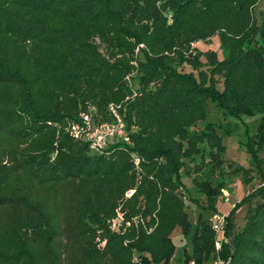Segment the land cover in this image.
Returning a JSON list of instances; mask_svg holds the SVG:
<instances>
[{"label": "trees", "instance_id": "trees-1", "mask_svg": "<svg viewBox=\"0 0 264 264\" xmlns=\"http://www.w3.org/2000/svg\"><path fill=\"white\" fill-rule=\"evenodd\" d=\"M259 1L0 0V264H170L172 230H191L186 200L210 214L199 212L183 264H264ZM214 35L221 58L195 45ZM207 98L226 115L260 114L250 166L224 157L214 123L191 129ZM110 106L129 142L91 153L67 124L111 121ZM229 174L259 185L237 229L232 205L216 249Z\"/></svg>", "mask_w": 264, "mask_h": 264}, {"label": "rangeland", "instance_id": "rangeland-1", "mask_svg": "<svg viewBox=\"0 0 264 264\" xmlns=\"http://www.w3.org/2000/svg\"><path fill=\"white\" fill-rule=\"evenodd\" d=\"M264 0H260L258 4L254 7V14L259 17L263 7ZM196 47L200 50H205L207 48L213 49L217 52L218 56L221 58L224 56L223 50L219 46V39L217 35L211 37L208 41H197ZM180 70L188 71L190 68L188 66H180ZM220 80V79H219ZM221 81V80H220ZM219 81L218 87H221V82ZM260 114L256 113L253 115H241L240 117H234L231 115H226L222 111H219L215 103L211 98L205 100V115L202 120L196 122L191 129H199L207 123H214L216 131L222 135L223 143L225 145L224 157L228 160H232L236 163H240L244 166L251 165L252 154L247 148V135L253 134L257 131V126L259 123ZM237 123V125H234ZM260 158L264 161V147L259 151ZM183 181L190 186V181L188 178L183 177ZM224 189L226 190L227 196L222 193L217 197L216 206L219 212L228 213L234 203H240L239 207L234 211L233 223L234 229L239 228L245 221V216L248 208V203L244 199V196L252 188L259 185L258 178L255 177L253 181L245 185L241 176L238 175H227L224 180ZM191 194H193V189L190 186ZM258 198L253 200V204ZM243 201V202H242ZM188 220L191 222V230L188 234H184L180 226H176L170 235V239L174 245V255L171 258L170 264H183L184 251L191 250V233L194 227L196 218L201 212L203 217L210 214V210L199 209L194 203L186 200ZM220 233H217V238L220 239Z\"/></svg>", "mask_w": 264, "mask_h": 264}, {"label": "built area", "instance_id": "built-area-1", "mask_svg": "<svg viewBox=\"0 0 264 264\" xmlns=\"http://www.w3.org/2000/svg\"><path fill=\"white\" fill-rule=\"evenodd\" d=\"M109 109L113 113L114 117L111 121H99L95 122L92 119L91 113H81L80 119L77 121H70L67 124V129L70 135L88 145L91 153L101 154L105 151L109 144L123 141L129 142V135L126 131L125 123L122 118L116 112L115 107L110 106ZM130 191L128 192V194ZM227 196V193H225ZM227 213H214L211 217V223L217 233H220V239L215 242V248H220V241L226 240L224 236V224ZM119 219L112 221V227ZM193 264V262H190ZM208 264H225V262L217 257L215 260Z\"/></svg>", "mask_w": 264, "mask_h": 264}, {"label": "crops", "instance_id": "crops-1", "mask_svg": "<svg viewBox=\"0 0 264 264\" xmlns=\"http://www.w3.org/2000/svg\"><path fill=\"white\" fill-rule=\"evenodd\" d=\"M225 193H226V190L225 189H222V194L223 195H225ZM219 211V210H218ZM221 213V212H220ZM189 264H191V263H189Z\"/></svg>", "mask_w": 264, "mask_h": 264}]
</instances>
